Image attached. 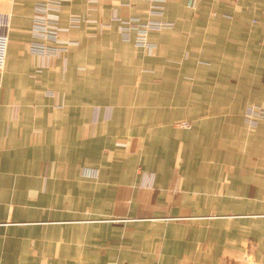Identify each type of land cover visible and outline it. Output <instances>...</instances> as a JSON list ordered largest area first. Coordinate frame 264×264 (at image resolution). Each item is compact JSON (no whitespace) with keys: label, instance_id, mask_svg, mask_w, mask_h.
<instances>
[{"label":"crops","instance_id":"obj_1","mask_svg":"<svg viewBox=\"0 0 264 264\" xmlns=\"http://www.w3.org/2000/svg\"><path fill=\"white\" fill-rule=\"evenodd\" d=\"M188 1L166 0L154 15L150 0H60L63 34L79 43L46 60L31 53L35 0H0L10 16L0 70V264L264 263V145L232 163L204 162L206 152L228 150L224 138L245 134L235 123L245 125L249 105L264 106L232 43L244 10L237 16L251 27L240 56L249 67L261 56L264 74V49H253L264 48V0ZM215 5L220 16L197 14ZM118 17L162 21L149 34L157 50L146 54L135 32L123 40ZM127 56L134 65L124 66ZM141 56L154 77L148 98L121 91L140 88ZM207 136L221 138L218 151Z\"/></svg>","mask_w":264,"mask_h":264},{"label":"rangeland","instance_id":"obj_2","mask_svg":"<svg viewBox=\"0 0 264 264\" xmlns=\"http://www.w3.org/2000/svg\"><path fill=\"white\" fill-rule=\"evenodd\" d=\"M150 1L155 3L153 5L154 9H152V14L162 15L164 13V8L161 9L158 7L159 3L154 2L152 0H150ZM243 12H244V10L240 11V9H237L236 14L239 15L240 13H243ZM202 13L206 17H218V16H220L217 5H215V8H213V9H200V10L198 9L197 10L198 15H200ZM237 15H235V19H236V21H235L236 22V26H235L236 27L235 28L236 29V38L235 39H236V41H234V42L231 41L233 44H236V49H238L237 50V57H236V64L238 66V71L242 74V76L245 77V85L253 86L252 87L253 90L258 89L257 93H254V95H259L264 89V74L261 73V64H260V60L262 57L254 54V57H253L254 63H252L253 66L249 67L247 59L244 56H242V57L240 56V53L242 52L241 50H245L246 48H248L246 45L245 34L247 33L246 30H249L248 28L251 27V25H249V24L246 25L245 22H243ZM244 16L248 17L249 15L245 14ZM251 17L253 20L252 24L256 25L255 19H257L258 17L255 16L254 14H252ZM120 19H121V21H125L123 25L128 24V22H130L132 25H134V21L132 20L133 18H129L126 20L122 19V18H120ZM137 19H139V18H137ZM112 20H115V19H112ZM152 21H154V20L150 19L146 22V24H148L149 22H152ZM157 21H159V20H157ZM108 23L109 22H105V21L101 22V26L102 27H108L109 26ZM140 23H142V22H140ZM121 27H122V22H121L120 28ZM252 27H255V26H252ZM150 32H152V31H150ZM120 37L122 38L121 34H120ZM126 41H128V40H126ZM78 43L79 42L77 41V44ZM151 43L154 45L151 49H147L146 47H144L142 45H139V46L146 48V54L149 55V54H153V52L155 50H157V48H158L157 43L152 42V41H151ZM136 44H137V42H136ZM228 48H230V47H228ZM231 49H232V47H231ZM253 49L258 50V49H264V48H262L261 46H259L257 44V45H253ZM242 54H244V52H242ZM112 62H113V58H112ZM112 62H111V64H112ZM122 62L124 64V66H132L135 64L134 58L128 57V56L126 58H124L122 60ZM148 64L149 63H148L147 59H144L141 56L140 73L138 75V78L135 75L133 78L134 82H138V84H140V88H135L132 86V88L126 89V88H124L125 86H124L123 82H121L120 85L124 86L123 88H121V91L125 90L122 92H124L125 94H128V93L131 94L132 92L136 91L138 98H148V96H149L148 82L150 80H154V77H152V75H150V68H148L149 67ZM129 75H130V73H129ZM110 77L112 79L114 78V76L111 74H110ZM159 79L160 78L157 77V81H159ZM163 80H164V76L162 78V81ZM117 91H120L119 84H117ZM254 113H256V114H254ZM243 120H244L245 125L242 127L240 126L239 122L235 123V127L239 130H242L245 133L242 137L241 136L228 137V138H224L223 141L219 137L212 138V137L207 136L205 138L204 145L206 147L213 145L216 148V151H218L221 148L220 142L222 141L224 144V146H222V147L228 149L227 151H224L223 153L206 152L205 158H204V162L206 163V165H208V163H210V162L217 163L219 160V157L221 160H224L225 162L232 163L235 161H239L243 158V156H246L248 154V151L246 149L248 146H253L256 143L264 145V132L262 131L263 134L260 137L258 135H256V133H258L259 130L261 131L263 128L262 127L263 125H261V124L264 123V106L259 105V104L249 105L243 112ZM175 125L178 127L181 126V127L188 128V127H190L191 122L190 121H180V122H177ZM147 158H149L148 155H147Z\"/></svg>","mask_w":264,"mask_h":264},{"label":"built area","instance_id":"obj_3","mask_svg":"<svg viewBox=\"0 0 264 264\" xmlns=\"http://www.w3.org/2000/svg\"><path fill=\"white\" fill-rule=\"evenodd\" d=\"M60 0H35L32 34L34 41L31 44V53L35 57H41L46 60L58 59L68 52L72 45L77 41L72 37L63 34L60 27L61 22V4ZM100 0H91L98 3ZM159 3V8H164L166 0H152ZM194 0L188 1V6L192 7ZM0 70H3L8 56L10 45V16L0 14ZM122 22L120 34L124 40H132L133 33H136L137 45H142L151 49L154 45L149 41L150 31H160L163 28V22L154 20L152 22L140 23L139 19L133 18L134 25L130 22L124 24L120 18H114ZM73 24L82 22L78 16L71 18ZM1 88V83H0ZM257 113V112H256ZM254 113V114H256ZM264 264V263H263Z\"/></svg>","mask_w":264,"mask_h":264}]
</instances>
